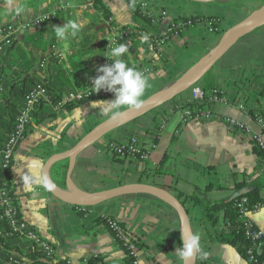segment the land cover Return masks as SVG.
Listing matches in <instances>:
<instances>
[{"label":"crops","instance_id":"0c3cea01","mask_svg":"<svg viewBox=\"0 0 264 264\" xmlns=\"http://www.w3.org/2000/svg\"><path fill=\"white\" fill-rule=\"evenodd\" d=\"M155 7L168 10L169 15L158 25L160 34L168 24L181 15H201L216 18L219 30L211 31L205 21H197L174 35L163 46L160 56H153L150 47L127 43L129 53L124 58L139 70L152 62L146 73L151 83L143 100L166 87L173 80L203 60L217 44L225 30L243 20L252 11L264 4V0H221L197 3L188 0H146ZM114 22L133 26V0H102ZM21 3V1H20ZM24 7V6H23ZM0 9V27L12 19L23 20L38 14H48L54 20L57 14L66 21L77 20L84 24L80 35L66 41L55 39L47 49L41 45L43 55L38 63L37 76L44 74L57 83L65 82L63 92L73 91L88 85L89 73L106 58L105 32L97 18V9L90 0H39L36 5L24 7L19 16L3 15ZM93 27H92V26ZM34 27L19 35L10 50L4 55L19 60L16 47H26L25 38L34 32ZM106 31V30H105ZM50 31L43 33V42ZM135 39L136 36H133ZM103 41L104 56L96 46ZM118 44V45H119ZM90 48V51H89ZM8 54V56H7ZM53 55L54 64L50 61ZM109 61V60H108ZM52 64V65H50ZM17 67L14 66L13 69ZM10 78L11 72L4 68ZM42 74V75H41ZM89 77V78H88ZM81 84V86H80ZM203 91L197 108L208 110V119H185L183 104L191 100L189 88L160 107L140 116L105 135L102 139L78 153L67 170L64 184L83 191H98L121 184L147 182L164 187L180 198L191 220L193 233L201 237L206 259L197 256L196 264H248L235 247L209 239L212 223L204 219L207 201L224 204L232 193L245 185L264 186V171L259 168L260 149L255 136L264 130L257 121L264 119V19H259L243 34L212 66L196 84ZM1 89V86H0ZM61 93V94H62ZM76 105L71 110H55L52 118H45L33 125L17 143L11 167V190L21 214L56 247L57 256H70L79 264L85 256H98L101 264H124V251L113 240L110 232L96 221L98 216H110L123 222L128 232L141 238L144 246L138 255L142 262L156 264H183L178 249L182 247L179 222L172 208L161 200L144 194H130L110 201L86 207L84 211L65 204L42 188L26 192L22 188L20 169L28 168L22 157L40 159L43 162L53 153L70 148L90 128L109 117L94 101L112 100L114 93L101 90V96ZM174 101L181 104L175 107ZM195 109V108H194ZM224 118L234 120L230 126ZM136 136L141 144L149 146V155L144 160H129L114 157L107 149L109 141L124 143ZM156 138V140H155ZM166 155L163 172H155ZM239 185V186H237ZM264 199V188L260 192ZM196 197L199 201H195ZM260 211L252 215L257 227L264 229V201ZM224 211L218 214L216 226L224 225Z\"/></svg>","mask_w":264,"mask_h":264},{"label":"built area","instance_id":"2783aa9c","mask_svg":"<svg viewBox=\"0 0 264 264\" xmlns=\"http://www.w3.org/2000/svg\"><path fill=\"white\" fill-rule=\"evenodd\" d=\"M91 5L93 0H90ZM134 9H138L141 12L148 14L151 17L153 24L159 23V21L168 16V10L155 7L148 3L146 0H133ZM47 16V17H46ZM44 17H46L44 19ZM97 20L100 23H105L107 27L105 30L108 31L106 36V55L110 52L111 48L118 46L119 40L121 38H128L133 35H138V31L132 26H126L124 28H119L115 23L111 15L105 12L97 10L96 15ZM53 16L48 14H38L28 19L14 20L12 19L7 24L0 27V52L5 51L9 45H11L20 34L28 31L29 29L40 25L43 22L50 21ZM170 26H167L165 31L160 34L150 45L151 54L153 56H160L163 46L170 40L169 34L172 32L171 26H177L178 31L172 32V36L179 34L184 28L193 25L195 22L191 19L182 21L177 20L176 24L174 19L171 20ZM209 30L218 31V20L216 18H210L205 21ZM175 24V25H174ZM105 40V39H104ZM108 58L106 57L102 63L99 65L107 64ZM152 69V62L141 69L145 74L150 72ZM99 73L95 72L91 75L88 85L82 88H77L73 91L63 92L60 98L53 104L55 110L62 108L63 106L83 100L88 98L93 93V88L91 87V78L97 76ZM42 75V74H41ZM44 74L40 78L39 82L31 88L24 97L23 105L16 117L14 127L9 133L7 140L4 143L3 148L0 151V161L2 167L10 168L14 160V152L17 143L26 135L33 125L34 118L33 112L38 104L50 103V95L48 89L45 85ZM191 100H199L203 97V91L197 85L192 88ZM173 102V100L169 101ZM175 107H180L181 104L174 101ZM185 119H208L211 114L208 110L194 109L192 107H184L182 110ZM224 122L232 126L234 120L230 118H224ZM257 121L261 124L264 130V119L258 117ZM255 142L260 149V161L259 168L264 171V136L263 134H258L255 136ZM107 149L114 155L118 153L123 155L125 159L129 160H144L149 155V146H144L139 142L136 136H130L124 143L109 141L106 144ZM126 153V154H125ZM235 208L238 212V218L242 222V227L244 235L249 239V247L247 249V262L255 264H264V257L259 259L257 254L262 252V244L264 243V229L256 226L252 219V215L261 210L262 204L255 203L251 204L248 197L241 196L235 202ZM79 210L84 211L86 207H77ZM109 226L111 230L115 232L123 240V244L127 246L130 250L133 258V264H156L155 262H142L139 258L138 247L131 242L130 232H124L123 228L119 226L116 219L108 218ZM111 234V233H110ZM113 240L114 236L111 234ZM16 238L20 241L26 243L28 246L35 247L39 252L45 255L51 260L52 263H57L59 257L57 256L56 249L53 245L45 239L39 231L25 219L21 214L19 208L14 200L11 185L7 182L0 183V264H34L28 258L22 257L15 254H6L4 252V244L6 241ZM61 259L64 260L63 264H74L73 259L70 256L64 255ZM79 264H101V259L98 256H85L81 258Z\"/></svg>","mask_w":264,"mask_h":264},{"label":"trees","instance_id":"16d2710c","mask_svg":"<svg viewBox=\"0 0 264 264\" xmlns=\"http://www.w3.org/2000/svg\"><path fill=\"white\" fill-rule=\"evenodd\" d=\"M38 1L39 0H22L21 4L24 7H30V6L36 5ZM93 3H94L95 8L98 11L105 12L108 15H110L105 5L103 4L102 0H93ZM210 18L212 17H205L201 15H191V16L181 15L179 17L174 18V22L176 24L177 20L185 21L188 19H191L194 22H197V21L208 20ZM64 21L65 20L63 19V17L57 14L54 20L46 21V22L41 23L38 26H35L34 32L25 38V44H26L25 46L29 47L31 45V49L27 50L26 48H22L20 46L16 47L15 49L17 54L19 55V58H20L19 60L9 58L10 60L4 61L6 57L4 53L7 50L11 49V46L13 45V43L9 45L5 51L0 52V86H1V89H0V151L4 146V143L7 140L9 133L12 131L14 127L16 117L21 109V106L23 105L25 94L39 82V77L37 76L38 63L40 59L45 57V56H42L43 49L41 50V45L45 43V48L47 49L49 46L51 47L54 44V41L56 38L52 34L51 27L57 26V25L62 26V23ZM133 22L134 24L132 27L138 31V35L137 37H135V39H132V43H134V45L136 44L143 45L148 50L153 40H155L157 37L160 36V32L158 28L160 21L157 24H153L151 21V17L148 14L141 12L138 9H134L133 10ZM170 24L171 23H169L168 26H170ZM116 25L119 28L125 27V25H118V24ZM171 27H172V32L178 31L177 26H171ZM106 28L107 27L105 26L99 29V31L102 29L105 30ZM46 30L50 31V37L48 40H46V42L45 41L43 42L42 37H43V33ZM172 32L169 34V37H172L173 35ZM142 34L149 35V41L147 43H141L140 38ZM133 36H136V35H133ZM127 39L129 38H121L119 41L127 40ZM103 43L104 42L100 40L96 44V46L100 48V51H102V54H100L99 57L104 56ZM13 48H15L14 45H13ZM89 51H90V48H89ZM50 58H51L50 61L52 64L56 63L53 55L50 54ZM125 59L130 65H133L130 62L129 58L128 59L125 58ZM107 63H110V61H108ZM14 66H16L17 68L13 69ZM4 68H8L10 70L11 72L10 78H8L9 77L8 75L3 73ZM94 72L95 70L91 71L88 76L90 77V75L93 74ZM44 81H45V85L50 95V103H41L36 106L35 111L33 112V118H35L37 122H40L45 118H52L55 115L53 104H55L56 101L60 98L62 91H64L67 88L64 81H62L61 83H57L54 80H50V76H46ZM97 97H103V95L101 96L91 95L88 98H85L83 100L69 103L63 106L62 108L66 110H71L73 107H75L76 105H79L81 102L95 99ZM197 101L199 100H195L194 101L195 103L193 102L185 103L183 104V107H192L196 109ZM114 157L124 159L123 155H120L116 152L114 153ZM165 160H166V155L163 157V159L157 166L155 170L156 173L161 174L163 172V166L165 164ZM11 167L10 168L2 167V164L0 161V183L7 182L9 185H11V179H12ZM66 167H67V159H62V160L55 162L50 168V174L52 178L57 182L58 185L64 184V174H65ZM263 188L264 186H260V187L255 186L248 193L241 195V196L248 197L251 204L261 203L264 201V199L261 197V194H260ZM241 196H237L233 198L231 201L225 202L224 204L216 202V201H207V205L205 208L206 213H205L204 219L212 223V231L209 233V239L232 245L233 247H235L239 255L247 261L246 252L249 247V239L246 238V236L244 235L242 222L238 218V212L234 206L236 200H238V198H240ZM194 199L195 201H199L196 197H194ZM221 210L224 211L223 212L224 213V217H223L224 225L219 228L218 226H216V223L218 220V214ZM109 217L110 216H104V215L98 216L96 218V221L99 224L103 225L114 236V241L123 249L124 255H125L124 264H133L132 262L133 258H132V254L130 250L127 248L126 245L123 244V240L119 236H117L115 232H113V230H111V227L109 226V223H108ZM117 223L119 224L121 228H123L124 232H128V230H126V228L124 227L123 222L117 220ZM130 235H131L130 237L131 242H133L138 248H141L144 246V243L141 241V238L139 236L133 233H130ZM48 241L56 249L55 245L50 240ZM261 246L263 250L262 252L257 254L259 259H262L264 257V243ZM4 252L6 254L16 253L19 256L28 258L34 264H63L64 263V260L61 258H59L57 263H52L49 258H47L45 255L39 252L35 247L28 246L26 243L16 238H12L5 242ZM248 264H255V263L249 262Z\"/></svg>","mask_w":264,"mask_h":264},{"label":"water","instance_id":"95a60500","mask_svg":"<svg viewBox=\"0 0 264 264\" xmlns=\"http://www.w3.org/2000/svg\"><path fill=\"white\" fill-rule=\"evenodd\" d=\"M22 1V0H20ZM197 3H211L221 0H188ZM259 19H264V4L258 9L252 11L243 20L231 26L223 32L220 36L217 44L213 47L211 52L199 63L193 65L175 80H173L166 87L158 90L145 100L138 109H125L117 116H109L90 128L83 136H81L74 145L70 148L53 153L44 162L45 171L50 176L51 166L62 159H69V165L67 170V178L69 169L72 166L73 159L79 152L93 145L100 139H102L109 132L139 118L140 116L160 107L161 105L173 100L185 90L192 88L198 83V81L212 68L219 58L247 31H249ZM105 27L104 25L101 28ZM252 185H245L236 189L232 195L227 199L231 201L237 196L244 195L253 189ZM52 196L60 200L65 204L80 207H92L112 199L122 197L130 194H144L155 197L167 206L173 209L177 220L179 222L181 236L182 231L186 233H193L191 227V220L188 215L187 209L183 201L178 198L170 190L147 182H135L121 184L112 188H107L98 191H83L76 188L67 186L62 188L57 186L52 192H49ZM183 243V242H182ZM197 256L183 261V264H196Z\"/></svg>","mask_w":264,"mask_h":264},{"label":"clouds","instance_id":"9594fccd","mask_svg":"<svg viewBox=\"0 0 264 264\" xmlns=\"http://www.w3.org/2000/svg\"><path fill=\"white\" fill-rule=\"evenodd\" d=\"M0 9H3L5 18L8 16H19L24 12V7L20 0H0ZM47 17V16H46ZM44 17V19L46 18ZM52 34L59 41H66L69 37L77 38L84 28V24L77 20L66 21L63 26H52ZM141 43L149 41L148 34H142ZM129 53L127 43H121L111 48L108 55H105L110 63L98 66L97 76L91 78L93 93L101 90L114 93L112 100L94 101L91 107H97L104 114L117 116L125 109H138L143 104V97L147 89L151 88L149 77L139 70L135 65H130L124 58ZM28 168L25 173L21 169L20 174L22 188L26 192L34 191L36 187L47 192H52L57 185L45 171V164L40 159L21 158ZM198 233H186L182 231V247L178 249L179 258L187 262L195 256L206 259L208 253L202 250Z\"/></svg>","mask_w":264,"mask_h":264},{"label":"rangeland","instance_id":"374dc122","mask_svg":"<svg viewBox=\"0 0 264 264\" xmlns=\"http://www.w3.org/2000/svg\"><path fill=\"white\" fill-rule=\"evenodd\" d=\"M218 26H219V22H218ZM104 32H105V35H104V36H107L108 33H109L108 31H105V30H104ZM128 38H129V39H133L132 36H130V37H128ZM105 42H107V41H106V37H105ZM119 43H120V42H119ZM119 43H118V44H119ZM106 49H107V47H106Z\"/></svg>","mask_w":264,"mask_h":264}]
</instances>
